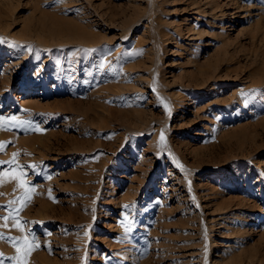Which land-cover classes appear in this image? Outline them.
<instances>
[{
	"label": "rangeland",
	"instance_id": "rangeland-1",
	"mask_svg": "<svg viewBox=\"0 0 264 264\" xmlns=\"http://www.w3.org/2000/svg\"><path fill=\"white\" fill-rule=\"evenodd\" d=\"M202 6L0 0V117L27 121H0V161L24 166L0 173L35 189L2 177L0 264H18L25 236L27 264H264V44L238 18L215 60ZM71 26L99 47L68 41ZM113 83L109 103L146 110L147 131L117 125L98 90Z\"/></svg>",
	"mask_w": 264,
	"mask_h": 264
},
{
	"label": "bare ground",
	"instance_id": "bare-ground-1",
	"mask_svg": "<svg viewBox=\"0 0 264 264\" xmlns=\"http://www.w3.org/2000/svg\"><path fill=\"white\" fill-rule=\"evenodd\" d=\"M187 1H189V3H193V0H187ZM257 4H260V1L258 0H204L205 6H202L201 8L199 7L196 8L197 10L196 12L198 13L200 12L198 17L202 22L201 23L202 28L200 29V31L204 32L205 35H208L214 41H216L217 46L215 48V52L212 55L215 60H219L225 57L226 54L230 52L228 51V48H229V45L232 44L231 43L232 39H229L230 37L229 38L226 37L227 35L225 34L226 31L224 29L231 27L233 23L234 25H236L238 18H241L240 21L242 22V24L244 23V28L241 33H244L245 31L250 32L252 33L251 39L253 42H255L259 38L262 44H264V11L262 9H258V12H257L256 11L257 7L255 6ZM224 19L225 20L229 19L230 24L224 23L223 21ZM132 20H131L132 23L130 25L134 26L138 22L137 15H135ZM251 21L252 23H250ZM246 22H248V24L245 25ZM69 28L71 32L77 29L78 32H74V34H77L78 37H70L68 41L75 42L81 39V41L86 45H91L95 48L99 47L98 44L101 43V39H98L95 36H91L90 32L86 33L84 29L80 28L81 29L80 30L76 28L75 26H71ZM190 29L192 28L189 27V30ZM23 34L25 35V32ZM85 34L87 35V37L85 36ZM16 38L21 41L26 40V38L19 36V35ZM42 44L45 46H49V44L52 45L54 43L42 41ZM262 53L264 55V50ZM97 55L99 56L100 54H97ZM226 57L228 58V56ZM132 68H134V66H132L131 69ZM104 88L99 87L98 90L102 91L104 95L109 96V98L106 97V101L108 102L109 106L108 105H104V106L107 109H110V110H113L119 113V115H117L118 117H115L118 121L117 122L118 126L125 127L127 130H135L136 132H145L149 129L147 128V125L150 123L151 118L148 115V112L146 110H143V109L125 110L123 108L115 107L113 103H109L108 100H110V102L120 100L121 93H123L122 89H124L122 85L113 83V84L107 85L105 89ZM120 107H123V106H120ZM168 117H170V115H167V118ZM94 123H99V120L94 121ZM101 128H103V126L98 125V127H96L97 130ZM131 135L129 134L128 137L130 138ZM254 223L256 225L261 224L262 219H256ZM145 245H148V244H145ZM142 247L143 246L138 248L139 250L138 254L144 251Z\"/></svg>",
	"mask_w": 264,
	"mask_h": 264
},
{
	"label": "snow or ice",
	"instance_id": "snow-or-ice-1",
	"mask_svg": "<svg viewBox=\"0 0 264 264\" xmlns=\"http://www.w3.org/2000/svg\"><path fill=\"white\" fill-rule=\"evenodd\" d=\"M55 2H60V0H55ZM2 39V38H0ZM84 51H95V49H86ZM165 107L167 108L168 105H165ZM170 110V109H169ZM5 119H8L10 122H14L15 126H22L24 125L25 123H27V121H21V120H18L17 117L13 116V117H10V118H4V117H0V121H4ZM165 141V136L163 134V132H161V136H160V143L161 145H163ZM6 142H0V150H3L4 149V146H5ZM19 154L18 153H14L13 154V159L11 161H0V164H5V163H8V164H15L17 168L19 169H23V165H18L16 164V157L18 156ZM33 167H35V165H33ZM26 175V173H24L23 171H20V172H2L0 173V183H2V177L4 176H12L13 178L17 179L20 181V184L19 186L20 187H24L26 188V193L29 194L27 195V198L30 199V194L32 192L35 191L34 188H28L27 185H28V181H26L24 179V176ZM11 203L10 202V205L11 206ZM24 207V204L23 202L21 203V208ZM127 207V205L125 206ZM16 211H19V209H17ZM3 219L5 221H7L9 219V216H4ZM127 219V218H126ZM5 227L7 226L6 224L4 225ZM14 227H18V228H21L23 229V225L20 223L19 220L16 221V224L14 225ZM3 236V233H0V237ZM16 239V238H14ZM23 239V251H21V248L18 247V251L21 253L19 257H13L12 259L14 261H17L18 264H27V261H26V256H27V253L28 252H31L32 250H34L36 247H38V241L36 240L35 237H32V240L29 241L28 237L25 236L22 238ZM0 255H2V253H0Z\"/></svg>",
	"mask_w": 264,
	"mask_h": 264
}]
</instances>
